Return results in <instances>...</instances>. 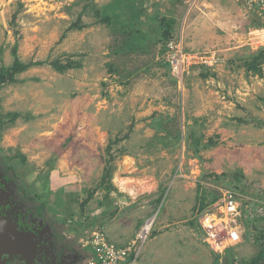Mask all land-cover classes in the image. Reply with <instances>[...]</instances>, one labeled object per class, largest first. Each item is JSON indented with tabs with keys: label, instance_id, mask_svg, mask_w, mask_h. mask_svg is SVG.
I'll list each match as a JSON object with an SVG mask.
<instances>
[{
	"label": "rangeland",
	"instance_id": "obj_1",
	"mask_svg": "<svg viewBox=\"0 0 264 264\" xmlns=\"http://www.w3.org/2000/svg\"><path fill=\"white\" fill-rule=\"evenodd\" d=\"M244 6L0 0V70L17 45L22 61H46L0 89V170L13 179V205L45 240L35 263L8 264H82L97 230L121 247L137 242L135 264L264 263V57L248 68L259 51L250 31L261 23ZM164 18L171 39L196 56L184 79L165 61ZM209 55L213 65L200 64ZM56 60L81 67L59 73ZM225 188L244 198L245 234L216 254L197 224Z\"/></svg>",
	"mask_w": 264,
	"mask_h": 264
},
{
	"label": "built area",
	"instance_id": "obj_2",
	"mask_svg": "<svg viewBox=\"0 0 264 264\" xmlns=\"http://www.w3.org/2000/svg\"><path fill=\"white\" fill-rule=\"evenodd\" d=\"M235 2H244V7L250 10L249 14L256 15L261 23L260 27L250 31L248 45L253 51L264 49V0H235ZM192 58L196 56L189 57L182 42L176 39L168 41L165 61L177 78L184 79L186 68L189 67ZM200 60V64L212 66L216 59L214 55H209ZM243 200V196L232 189H220L216 203L210 210L200 215L198 226L203 233V241L214 253L224 254L243 242L245 234V228L241 225L244 215ZM151 226L152 221L147 222L140 229L137 235L138 242L143 244L146 242ZM136 243L121 247L111 241L105 230L94 231L84 242L83 247L88 249V256L82 264H135L140 256V252L134 251ZM132 255L135 256L134 260L129 263Z\"/></svg>",
	"mask_w": 264,
	"mask_h": 264
},
{
	"label": "trees",
	"instance_id": "obj_3",
	"mask_svg": "<svg viewBox=\"0 0 264 264\" xmlns=\"http://www.w3.org/2000/svg\"><path fill=\"white\" fill-rule=\"evenodd\" d=\"M172 23H173V21H169L165 18L162 19V21H161V26L164 30L162 37L165 39H168V41L171 39V36H170L171 32L170 31H171ZM165 27H167V28L165 29ZM164 51H165V49H164ZM256 53H257V56L255 57L254 62L249 65V67H248L249 69H251V68L255 69L257 67V62L260 61V58L264 57V49H262ZM13 54L15 56L13 64L9 67H2L0 70V89L4 86L8 85V84L17 83L19 74L24 73L25 71L29 70L32 67H35L38 65L40 66V65H43L46 63V61H30V62L22 61L20 59V57L18 56V45L15 46V48L13 49ZM50 65L52 66V68H54L59 73H65L68 70L81 67L80 63L73 61V60H69L66 64H64L60 60H56V61L50 62ZM20 116H21V113H19V112L8 113V117L11 118L12 122H15ZM113 146L114 145L112 144L108 147L109 152L112 150ZM112 160H114V157L111 155V160L109 161L108 167L105 168V174L103 175V178H102V183L104 184L107 191H110L112 189L110 187L111 183H112V171H113V168L110 165ZM92 197H93V195H91L89 197V199L83 203V206L86 205ZM218 198H219V195L217 196V199L213 200L214 204L216 203ZM197 226H198V224H197ZM134 257L135 256L132 255L129 258V263L134 260ZM254 264H256V262Z\"/></svg>",
	"mask_w": 264,
	"mask_h": 264
},
{
	"label": "flooded vegetation",
	"instance_id": "obj_4",
	"mask_svg": "<svg viewBox=\"0 0 264 264\" xmlns=\"http://www.w3.org/2000/svg\"><path fill=\"white\" fill-rule=\"evenodd\" d=\"M13 189H14L13 179L5 172V170L4 171L0 170V217L7 220L9 224L13 225L14 228L19 232L25 235H31L33 242L37 245L36 260L32 262L35 263L39 258L38 257L39 254L45 251L44 249L45 240L40 235V233H38L36 224L35 225L32 224L34 220H32V222L29 221L27 216L22 213L21 209L19 210V208H16L13 205L14 204ZM39 246H41L42 248L40 249ZM5 257L6 256L4 254V259Z\"/></svg>",
	"mask_w": 264,
	"mask_h": 264
},
{
	"label": "water",
	"instance_id": "obj_5",
	"mask_svg": "<svg viewBox=\"0 0 264 264\" xmlns=\"http://www.w3.org/2000/svg\"><path fill=\"white\" fill-rule=\"evenodd\" d=\"M36 246L31 235L19 232L7 220L0 217V254L6 256L0 264H7L15 256H21L32 263L36 260Z\"/></svg>",
	"mask_w": 264,
	"mask_h": 264
},
{
	"label": "crops",
	"instance_id": "obj_6",
	"mask_svg": "<svg viewBox=\"0 0 264 264\" xmlns=\"http://www.w3.org/2000/svg\"><path fill=\"white\" fill-rule=\"evenodd\" d=\"M117 244H118L119 246H124V244H121V245H120L119 243H117Z\"/></svg>",
	"mask_w": 264,
	"mask_h": 264
}]
</instances>
